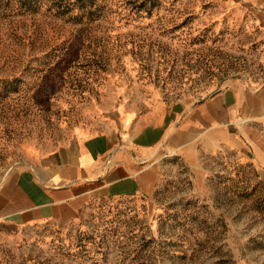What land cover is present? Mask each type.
Here are the masks:
<instances>
[{"label":"rangeland","instance_id":"rangeland-1","mask_svg":"<svg viewBox=\"0 0 264 264\" xmlns=\"http://www.w3.org/2000/svg\"><path fill=\"white\" fill-rule=\"evenodd\" d=\"M235 81L264 86V0H0V185L126 102L174 105ZM260 130L258 160L215 157L199 177L159 161L149 195L48 228L8 261L264 264Z\"/></svg>","mask_w":264,"mask_h":264},{"label":"crops","instance_id":"crops-1","mask_svg":"<svg viewBox=\"0 0 264 264\" xmlns=\"http://www.w3.org/2000/svg\"><path fill=\"white\" fill-rule=\"evenodd\" d=\"M121 111L130 116L127 126ZM118 114L6 175L0 264H10L8 251L19 242L48 228L79 225L96 207L149 195L160 180L159 161L199 177L215 157L245 163L263 153L256 133L264 128V86L253 91L235 81L174 105L126 102Z\"/></svg>","mask_w":264,"mask_h":264}]
</instances>
